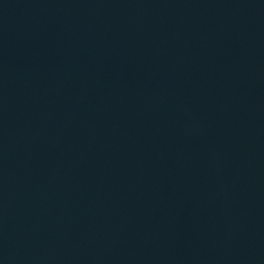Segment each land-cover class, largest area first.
<instances>
[{
	"label": "water",
	"instance_id": "95a60500",
	"mask_svg": "<svg viewBox=\"0 0 264 264\" xmlns=\"http://www.w3.org/2000/svg\"><path fill=\"white\" fill-rule=\"evenodd\" d=\"M0 264H264V0H0Z\"/></svg>",
	"mask_w": 264,
	"mask_h": 264
}]
</instances>
